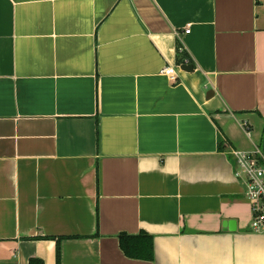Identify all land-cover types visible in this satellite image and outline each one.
<instances>
[{"label":"crops","instance_id":"obj_1","mask_svg":"<svg viewBox=\"0 0 264 264\" xmlns=\"http://www.w3.org/2000/svg\"><path fill=\"white\" fill-rule=\"evenodd\" d=\"M263 128L264 0H0V264H264Z\"/></svg>","mask_w":264,"mask_h":264},{"label":"built area","instance_id":"obj_2","mask_svg":"<svg viewBox=\"0 0 264 264\" xmlns=\"http://www.w3.org/2000/svg\"><path fill=\"white\" fill-rule=\"evenodd\" d=\"M189 32V28L184 30ZM175 66L167 65L161 73L168 79H176ZM249 135L246 122L241 123ZM229 155L233 163V176L242 185L244 197L248 200L251 210L249 229L254 233H264V152L255 145L251 150L230 149Z\"/></svg>","mask_w":264,"mask_h":264},{"label":"trees","instance_id":"obj_3","mask_svg":"<svg viewBox=\"0 0 264 264\" xmlns=\"http://www.w3.org/2000/svg\"><path fill=\"white\" fill-rule=\"evenodd\" d=\"M187 59V61H185ZM192 62L186 52L180 53L178 63ZM261 149L264 151V128L261 141ZM119 244L123 252L131 257L138 259H151L153 255V246L151 235L141 232L136 235H130L125 232L119 234ZM60 240L56 245V264H60ZM27 264H43L38 258H30Z\"/></svg>","mask_w":264,"mask_h":264},{"label":"water","instance_id":"obj_4","mask_svg":"<svg viewBox=\"0 0 264 264\" xmlns=\"http://www.w3.org/2000/svg\"><path fill=\"white\" fill-rule=\"evenodd\" d=\"M180 69H182L184 71H192L193 70V65L192 64L183 63V64L180 65Z\"/></svg>","mask_w":264,"mask_h":264}]
</instances>
